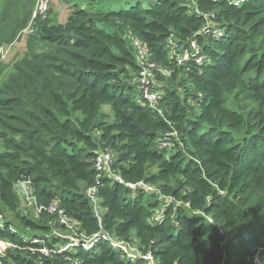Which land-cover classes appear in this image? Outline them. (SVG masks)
Instances as JSON below:
<instances>
[{
  "label": "trees",
  "instance_id": "obj_1",
  "mask_svg": "<svg viewBox=\"0 0 264 264\" xmlns=\"http://www.w3.org/2000/svg\"><path fill=\"white\" fill-rule=\"evenodd\" d=\"M124 1L75 6L63 23L36 19L26 53L12 65L0 61L3 264H149L126 258L104 234L137 241L156 264H256L264 238V0ZM34 2L0 0V48L26 28ZM133 39L172 70L157 75L166 80L160 112L136 99ZM192 40L204 62L179 63L173 49ZM106 149L115 173L156 191H134L98 171ZM23 183L47 208L37 216L21 211ZM67 226L91 245L62 235Z\"/></svg>",
  "mask_w": 264,
  "mask_h": 264
},
{
  "label": "built area",
  "instance_id": "obj_2",
  "mask_svg": "<svg viewBox=\"0 0 264 264\" xmlns=\"http://www.w3.org/2000/svg\"><path fill=\"white\" fill-rule=\"evenodd\" d=\"M243 1L244 0H234V3L236 5H239ZM48 9H49V0H37L35 10L32 15V19L33 20L45 19ZM203 30L208 31L209 29L208 27H205ZM132 41L136 50L138 64L141 66V71L138 77L135 79V83H136L135 87L138 93L136 99L140 103L160 112L161 110L159 108V99L162 94V89L156 87L157 86L156 82H158L157 75L158 73H160L163 76L169 77L172 75V70H170L167 67H162L157 63L151 61L148 48L144 42H142L139 39H133ZM169 42L173 45V47L176 46V43L173 39H170ZM3 49L4 46L0 48L1 54L3 53ZM200 51L201 48L196 40H192L188 45L181 47L179 50H176L175 48L173 49V53L177 55V59L179 63H182L184 60H188L190 58H194L198 63H203L204 56L201 55ZM113 165H114V154L109 149H106L105 151H102L98 154L96 158L95 166L97 170L100 171L101 173L113 176L114 179L117 180L119 183L126 185L128 188L134 191H139L140 189H142L150 192L155 190L154 186H150L144 181H139L137 183L125 181L119 174L115 173L113 169ZM22 185H24L26 187V190H28L25 183H23ZM24 186L23 188L25 189ZM88 193L90 196H92L93 204L96 207L95 208L96 212L98 213L99 210L98 199L94 196L95 189L91 188L88 191ZM45 209L47 208H45L43 205H38L36 210L37 213L40 214ZM56 209H57L56 205H52L51 207H49L50 211H55ZM1 218L2 216L0 215V219ZM2 222H0V225H2L1 224ZM61 222L67 224L66 219L64 218H62ZM68 228L72 230L74 229L72 227H68ZM103 237H106L107 239L108 238L111 239L113 245L121 249L124 252L126 258L131 260H136L137 258L141 257L146 259L149 264H156L154 257L151 253H147V254L136 253L133 250H131V244H128L123 241H118L109 234H104ZM69 238L74 239L76 241L84 239L85 241L82 242L84 247L86 248L91 245V239L85 237L83 234H79L78 231L76 230L74 235ZM35 240L37 241L38 239ZM6 245L7 244L4 241H0V264H3V258L6 255ZM71 245L72 243L68 244L67 247ZM44 252L47 253L48 252L47 249H44ZM254 262L256 264H260L259 259L256 257L254 258Z\"/></svg>",
  "mask_w": 264,
  "mask_h": 264
},
{
  "label": "rangeland",
  "instance_id": "obj_3",
  "mask_svg": "<svg viewBox=\"0 0 264 264\" xmlns=\"http://www.w3.org/2000/svg\"><path fill=\"white\" fill-rule=\"evenodd\" d=\"M111 1H115L116 3L121 2L124 5H126V3H124L125 2L124 0H49V9L45 19L43 20L51 22L52 24L63 23L67 21L75 6L97 10L102 8L104 5L110 3ZM36 3L37 0H35L34 2L33 12L35 10ZM33 12L31 14V17L29 19L26 28L18 35V37L12 43L5 45L3 49V53L2 54L0 53V61H3L5 65H12L19 58H21L24 55V53H26L27 51L26 46L28 45V39L31 36V34L34 33V31L36 32L40 24V22H38L39 20L36 21V19L35 20L32 19ZM165 84H166V80L165 81L158 80V82H156L157 85L156 87L161 89V86ZM102 111H104L107 114L109 113L112 114L111 108L108 105H104ZM0 150H3L1 141H0ZM23 186H20L18 189L19 195L21 197V211L23 213L32 212L34 213V215L37 216L36 200L34 199V197L31 196L30 192L26 190V187L24 186L25 187L24 189ZM154 191H156V189ZM168 201L172 202V200L170 199H168ZM164 205L165 203L163 204V206ZM7 217L12 219V214L10 212H7ZM2 221L3 219L1 218L0 222ZM15 223L17 224V222ZM75 230H78V228L77 229L75 228L73 230L67 228L65 230L60 231V233L64 236L72 237L75 233ZM131 250H133L136 253H141L137 241H134L133 245H131ZM255 257L259 259L260 264H264V238H263V245L254 255V258Z\"/></svg>",
  "mask_w": 264,
  "mask_h": 264
}]
</instances>
